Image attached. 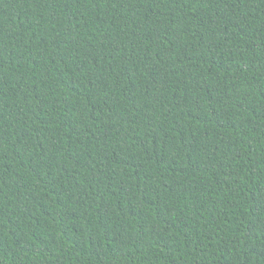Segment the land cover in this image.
I'll return each mask as SVG.
<instances>
[{
  "label": "trees",
  "instance_id": "trees-1",
  "mask_svg": "<svg viewBox=\"0 0 264 264\" xmlns=\"http://www.w3.org/2000/svg\"><path fill=\"white\" fill-rule=\"evenodd\" d=\"M0 264H264V0H0Z\"/></svg>",
  "mask_w": 264,
  "mask_h": 264
}]
</instances>
